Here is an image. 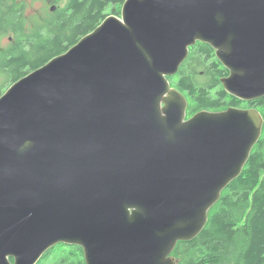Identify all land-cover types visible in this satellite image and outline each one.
I'll use <instances>...</instances> for the list:
<instances>
[{"label": "water", "instance_id": "1", "mask_svg": "<svg viewBox=\"0 0 264 264\" xmlns=\"http://www.w3.org/2000/svg\"><path fill=\"white\" fill-rule=\"evenodd\" d=\"M197 41L224 91L264 97V0H125L0 95V264L58 243L85 264L179 263L264 123L256 108L187 118L169 78Z\"/></svg>", "mask_w": 264, "mask_h": 264}, {"label": "trees", "instance_id": "2", "mask_svg": "<svg viewBox=\"0 0 264 264\" xmlns=\"http://www.w3.org/2000/svg\"><path fill=\"white\" fill-rule=\"evenodd\" d=\"M124 1L68 0L63 9L49 13L24 33V4L0 0V40L8 32L15 39L0 52V74L5 76L0 92L8 82L11 85L94 30L108 16L109 6L117 5L112 13L120 16ZM227 74L208 44L197 41L189 48L178 72L169 78L188 101L187 117L201 110L243 108V104L264 116V97L247 102L223 90L220 79ZM172 254L178 264H264V123L241 174L222 190L203 230L190 241L177 242Z\"/></svg>", "mask_w": 264, "mask_h": 264}, {"label": "rangeland", "instance_id": "3", "mask_svg": "<svg viewBox=\"0 0 264 264\" xmlns=\"http://www.w3.org/2000/svg\"><path fill=\"white\" fill-rule=\"evenodd\" d=\"M16 3L24 4V15L26 17L27 26L24 29V33H27L30 28L37 24V22L43 21L49 17V13L56 14L58 11L63 9L68 0H15ZM54 7L55 9L51 11L50 9ZM113 9L118 10V6H109L105 12L106 15H115L113 14ZM11 32H8L7 35L0 40V52L4 53L6 48L12 46V43L15 42ZM5 80V76L0 74V85ZM10 82H8L0 92L2 94L8 87ZM246 103V102H245ZM243 108H247L246 104H243ZM48 253L47 259H44ZM177 258V257H176ZM83 260L81 253L75 248H70L69 246L63 244H56L48 251H46L42 257L39 259L41 264H78L79 261Z\"/></svg>", "mask_w": 264, "mask_h": 264}, {"label": "flooded vegetation", "instance_id": "4", "mask_svg": "<svg viewBox=\"0 0 264 264\" xmlns=\"http://www.w3.org/2000/svg\"><path fill=\"white\" fill-rule=\"evenodd\" d=\"M50 10H51V9H50ZM60 244H63V245L69 246L70 248H75L76 250H78V251L81 253L82 258H83V260H84L83 251H82V249H81L79 246H76V245H70V244H64V243H60ZM79 248L81 249V251L79 250ZM9 260H10L11 263H13V259H12V258H9ZM36 264H38V262H37Z\"/></svg>", "mask_w": 264, "mask_h": 264}]
</instances>
